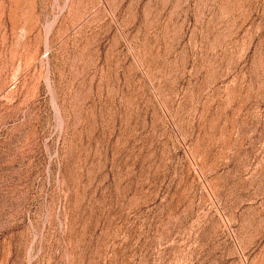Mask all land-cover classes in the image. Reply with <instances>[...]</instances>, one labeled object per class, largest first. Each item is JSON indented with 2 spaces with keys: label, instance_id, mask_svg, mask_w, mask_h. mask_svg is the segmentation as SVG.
<instances>
[{
  "label": "rangeland",
  "instance_id": "1",
  "mask_svg": "<svg viewBox=\"0 0 264 264\" xmlns=\"http://www.w3.org/2000/svg\"><path fill=\"white\" fill-rule=\"evenodd\" d=\"M0 264H264V0H0Z\"/></svg>",
  "mask_w": 264,
  "mask_h": 264
}]
</instances>
